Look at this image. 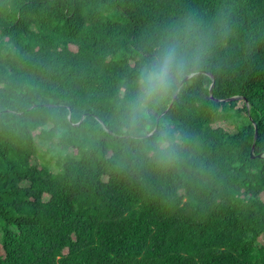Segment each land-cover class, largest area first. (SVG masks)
Instances as JSON below:
<instances>
[{
    "label": "trees",
    "instance_id": "1",
    "mask_svg": "<svg viewBox=\"0 0 264 264\" xmlns=\"http://www.w3.org/2000/svg\"><path fill=\"white\" fill-rule=\"evenodd\" d=\"M0 264H264V0H0Z\"/></svg>",
    "mask_w": 264,
    "mask_h": 264
},
{
    "label": "clouds",
    "instance_id": "2",
    "mask_svg": "<svg viewBox=\"0 0 264 264\" xmlns=\"http://www.w3.org/2000/svg\"><path fill=\"white\" fill-rule=\"evenodd\" d=\"M186 72L183 58L175 46L165 48L150 67L142 70L139 91L129 105V124L135 130L140 121L149 120L154 110L167 98L173 86ZM147 127V125H145ZM168 133L161 129L159 147L170 160L171 154L166 139Z\"/></svg>",
    "mask_w": 264,
    "mask_h": 264
},
{
    "label": "rangeland",
    "instance_id": "3",
    "mask_svg": "<svg viewBox=\"0 0 264 264\" xmlns=\"http://www.w3.org/2000/svg\"><path fill=\"white\" fill-rule=\"evenodd\" d=\"M242 106V102H239L238 107ZM245 116V112L242 113L241 117ZM240 115L236 111H229L226 113H223L219 116V120L215 123L217 126H222L226 128L229 131H236L238 129V126H241L243 124L247 123L246 118H241ZM225 120H221V119ZM51 144H40L39 148L42 151H47L50 148ZM55 153L57 154V149L55 150ZM51 166L55 165L56 163V157H51L48 159ZM263 240V237L260 238Z\"/></svg>",
    "mask_w": 264,
    "mask_h": 264
},
{
    "label": "water",
    "instance_id": "4",
    "mask_svg": "<svg viewBox=\"0 0 264 264\" xmlns=\"http://www.w3.org/2000/svg\"><path fill=\"white\" fill-rule=\"evenodd\" d=\"M188 78V76L186 77V79Z\"/></svg>",
    "mask_w": 264,
    "mask_h": 264
}]
</instances>
